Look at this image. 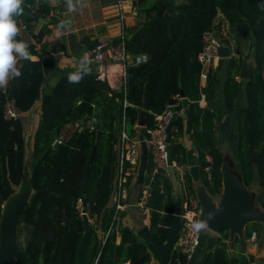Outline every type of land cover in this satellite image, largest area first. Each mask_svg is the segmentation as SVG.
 <instances>
[{"label":"trees","instance_id":"trees-1","mask_svg":"<svg viewBox=\"0 0 264 264\" xmlns=\"http://www.w3.org/2000/svg\"><path fill=\"white\" fill-rule=\"evenodd\" d=\"M132 1L134 10L143 19L125 35V42L132 55L146 54L147 62L129 65L126 84L120 89L112 88L89 72L79 83L71 84L67 75L73 71H65L42 96L41 118L30 158L34 192L17 215L19 251L13 264H79L80 248L88 229L84 264H151L147 245L138 241L130 229L123 228L117 242L116 211L109 204L118 169L119 131L124 121L128 134L135 137L145 111L143 130L147 134V130L155 127L156 115L182 93L189 102L192 139L198 150L202 182L211 194L220 192L224 154L216 141L215 113L199 104L203 92L199 54L206 43L205 35L221 27L224 21L231 36L227 45L231 47L234 43L224 85L226 106L233 111L242 91L246 101L238 121L241 178L249 187L257 171L263 188L260 205L264 210V9L260 0ZM219 15L223 20L214 25ZM20 17H15L17 26ZM14 38L23 40L19 32ZM29 51L38 59H18L21 76L17 96L10 97L9 89L0 87V218L4 201L22 180L28 157L23 113L32 110L41 96L46 75L57 68L52 50L45 45L40 51L29 45ZM244 57L254 60L255 69L250 79L241 81L237 77ZM211 72L210 80L214 78ZM9 101L18 116L7 117ZM96 111L97 129L76 131L66 142L53 144L66 122ZM175 123L176 139L170 154L178 164H185L186 149L177 139L183 131V119L179 117ZM148 168L151 229L157 244L162 246L175 219V198L167 175L162 171L152 174V163ZM184 181L188 194L193 193L189 173H185ZM81 197L90 205L95 228L76 209ZM261 226L259 222L248 223L245 238H250L254 231L259 234ZM228 241L226 230L216 238L214 249L202 264L254 261L252 254L247 257L242 251L238 236L234 248H230ZM169 264H188V260L175 250Z\"/></svg>","mask_w":264,"mask_h":264},{"label":"crops","instance_id":"crops-1","mask_svg":"<svg viewBox=\"0 0 264 264\" xmlns=\"http://www.w3.org/2000/svg\"><path fill=\"white\" fill-rule=\"evenodd\" d=\"M73 4L75 7L72 11L68 10L66 0H23L21 5L24 11L20 17L18 28L23 41L28 46L35 45L38 51L45 45L47 49L52 50L57 60V68L46 75L43 92L39 98L40 101L38 99L39 102L37 101L38 103L36 102L37 104L32 108L33 110L38 107V120L34 128L32 144L41 118L42 96L56 83L61 73L75 71L80 59L85 55L89 57V53L96 42L100 40H116L122 34L128 35L129 30L143 19V16L138 15L134 10L132 0H73ZM34 6H38V9L35 13H32ZM62 20L71 21V23L67 27H61L60 22ZM210 32L213 33L212 30ZM32 57L33 60L38 59L36 55H32ZM228 63L229 59L223 64V67H212L211 74H214V78L212 77V80L209 78L206 84L203 83L202 94L205 95V99H200L199 101L200 106L207 107L215 113L216 141L224 154L222 186L219 193L211 194L202 182L198 150L192 139L193 126L190 118L189 102L185 97L180 96L177 100L178 115L170 128L169 149L172 147L174 139H176L174 138V132L177 130L175 122L179 117L183 119V131L177 139L186 149L187 163L179 164V166H182L184 173H189L192 176L193 193L191 195L199 203L201 200H209L215 207H218L223 199L226 177L230 176L235 181L237 190L242 187L241 163L238 155V121L240 110L245 106L246 101L245 94L242 91L238 97L242 98V102H236L233 111H229L226 106L224 85L228 75ZM107 67L111 75H115L117 84L115 89H118L122 82L121 66L108 60ZM89 73L96 76L97 66L91 63ZM12 78L13 76L10 77L8 85L3 88L9 89L12 84ZM30 111L23 114L25 115ZM25 126H27L26 120ZM139 127L137 135L133 137L137 150L136 161L133 164L128 163L126 182L121 191L116 176L109 204L111 207H115L118 200L123 203V208L116 219L117 242L121 240L120 231L123 228H128L138 241L147 245L151 264H169L171 255L177 250V240L182 225V213L187 206L189 195L185 181L180 177L178 167L171 166L165 171L154 169L147 143L148 130L147 134H145L144 127ZM228 147L232 149L233 157H230L227 153L226 148ZM150 163L153 166L152 174L162 171L167 175L172 184L175 198V219L169 228L168 238L162 246L157 244L153 236L150 209L147 206L151 190L147 180L150 175L148 168ZM246 190L253 195V205L263 212L260 205L263 197V188L259 184L257 171L251 185ZM255 222L262 224L261 230L259 234H256V239L251 238L252 235L248 239L245 238V252L254 256V261L250 264H264V219ZM99 231L102 233L101 228H99ZM89 234L90 230L88 229L84 236V243L80 248L79 264H84V249ZM219 235L210 229L203 230L200 244L192 258L188 260V264H202L208 253L214 249L216 238ZM235 237L229 234L228 242L231 249L236 244ZM255 240L257 242L252 244L251 248L250 241Z\"/></svg>","mask_w":264,"mask_h":264},{"label":"built area","instance_id":"built-area-1","mask_svg":"<svg viewBox=\"0 0 264 264\" xmlns=\"http://www.w3.org/2000/svg\"><path fill=\"white\" fill-rule=\"evenodd\" d=\"M37 9L38 6H34L32 13H35ZM207 34H210L211 37L207 38ZM207 34L205 35V46L199 54V61L202 65L201 86H204L203 83L206 84L209 81V73L212 70V67H216L222 59L218 55V46L222 41L214 38L213 33L211 32H208ZM119 39V41L100 40L94 44L89 53V58L92 61L91 63L97 66L96 77L103 81H107L112 88H115L117 84L115 75H111L108 70V60H110L111 63L121 66L122 82L118 89H120L123 84H126L127 68L129 65H140L148 60L146 54H131L125 42V34H122ZM204 99L205 95L201 94V100ZM125 105H127L126 101ZM177 105L178 101L174 100L173 104H168L162 113L156 115L155 127L148 130L147 143L154 164V169L165 171L171 166L178 167L180 170V177L184 180L185 173L182 170V166H179V164L171 158L169 149L170 128L178 115ZM6 115L9 118L18 116V112L13 108L10 101L6 104ZM98 121L99 117L96 111V113L90 116L85 115L81 118L66 122L55 137L53 144L66 142L76 131L82 132L85 130L97 129ZM117 149L119 151L117 179L121 191L126 182V172L128 170L127 165L128 163H135L137 158V150L133 142V137L128 134L124 121L120 127ZM207 169H209V167ZM188 195L187 206L182 213V225L176 248L187 258V260H190L200 244L202 231L208 228L204 227L198 231L193 229V223L200 221L201 206L199 201L193 195ZM122 208L123 203L121 200H118L115 204L116 219ZM76 209L91 227H96L95 219L90 214V205L84 197L78 199ZM251 238L256 239L255 232H253Z\"/></svg>","mask_w":264,"mask_h":264},{"label":"water","instance_id":"water-1","mask_svg":"<svg viewBox=\"0 0 264 264\" xmlns=\"http://www.w3.org/2000/svg\"><path fill=\"white\" fill-rule=\"evenodd\" d=\"M218 55L222 59L231 57V47L220 42L218 46ZM246 61L247 60L243 61L239 74L241 78L248 80L255 69V63L252 70H247ZM252 61L254 62V60ZM220 67H223V64ZM84 75H87V73ZM20 76L21 70L19 76H13L12 78V84L8 92L9 96L12 98H15L18 94L17 85ZM105 93H107V90ZM181 97H184L183 93ZM173 103L174 99H171L169 104ZM145 114V111H142L138 126L145 127ZM253 158L255 161L257 160L256 151L253 152ZM28 161H30V155L26 159L24 175L20 184L15 189V192L4 201L2 206L0 218V264H13L16 253L19 251L17 215L21 205L28 202L34 192L31 185V170ZM236 185L237 184L230 176L226 177L223 199L218 207L213 206L209 200H201L200 221L205 224L206 228L217 234H221L227 230L233 237H235V235L236 237L238 236L240 238L242 251L249 257V254L245 252V227L248 223L264 219V210L261 212L253 205V195L250 191L246 190L247 186L243 184L242 178V187L238 185L240 189L237 190Z\"/></svg>","mask_w":264,"mask_h":264},{"label":"clouds","instance_id":"clouds-1","mask_svg":"<svg viewBox=\"0 0 264 264\" xmlns=\"http://www.w3.org/2000/svg\"><path fill=\"white\" fill-rule=\"evenodd\" d=\"M22 3L23 0H0V87L7 86L10 77L20 75V70L17 67L18 59H33L28 44L14 38L19 32L15 17L22 15L24 11ZM66 3L68 10L72 11L75 7L73 0H66ZM260 7L264 9V0H260ZM70 23L71 21L62 20L60 25L67 27ZM91 62L87 55L82 57L76 70L68 73V82L79 83L84 74L90 71ZM192 227L198 231L203 229L205 224L196 221Z\"/></svg>","mask_w":264,"mask_h":264},{"label":"rangeland","instance_id":"rangeland-1","mask_svg":"<svg viewBox=\"0 0 264 264\" xmlns=\"http://www.w3.org/2000/svg\"><path fill=\"white\" fill-rule=\"evenodd\" d=\"M221 20H223V16L222 15H219L218 17H217V19H216V21H215V23H214V25H217ZM222 25H223V27H222ZM222 25H221V27H219V25H218V27L219 28H216L215 29V31L214 30H212L213 31V37L214 38H216V39H219V40H221L222 41V43L223 44H225V45H227V39L229 38V37H231L230 36V31H229V26H228V24L227 23H225V21H224V23H222ZM208 36H207V38H209V37H211L210 36V34H207ZM232 40V39H231ZM233 41V40H232ZM228 43H231V42H228ZM228 46H230V45H228ZM233 48H234V43H232V45H231V49H232V56H233ZM231 56V57H232ZM231 57H227V58H224L223 59V63H219L218 65H217V67H219V66H221L222 64H225L226 62H227V59H229L230 60V58ZM244 60H250V59H248V58H244L243 60H242V63H243V61ZM252 60V59H251ZM246 61V62H247ZM242 63H241V65H242ZM214 69V68H213ZM239 80H241V81H246L247 79H244V78H241L240 77V74L238 75V77H237ZM43 92V91H42ZM38 101V100H37ZM36 101V102H37ZM39 101H40V99H39ZM38 101V102H39ZM37 102V103H38ZM237 102L238 103H240V102H242V98H238V100H237ZM37 103H35V104H37ZM23 117H24V119L26 120V124H27V126H26V139H27V143H28V146H27V148H28V151H27V156H29L30 155V158H31V156H32V152H31V150H32V137H33V132H34V128L36 127V125H37V120H38V107L36 108L35 107V109H33L32 111H30L29 113H27V114H23ZM226 151H227V153L229 154V156L230 157H233L234 155H232L233 154V151H232V149H229V147L228 148H226ZM29 162V166H30V161H28ZM17 188V187H16ZM20 241H21V239H20ZM255 242H257V240H255V241H250V247L252 248V244H254ZM248 252V251H247ZM259 262V261H258ZM257 262V263H258Z\"/></svg>","mask_w":264,"mask_h":264},{"label":"bare ground","instance_id":"bare-ground-1","mask_svg":"<svg viewBox=\"0 0 264 264\" xmlns=\"http://www.w3.org/2000/svg\"><path fill=\"white\" fill-rule=\"evenodd\" d=\"M245 64L247 70H252L254 68V62L252 60H248Z\"/></svg>","mask_w":264,"mask_h":264}]
</instances>
